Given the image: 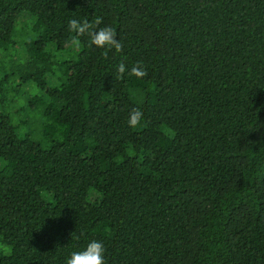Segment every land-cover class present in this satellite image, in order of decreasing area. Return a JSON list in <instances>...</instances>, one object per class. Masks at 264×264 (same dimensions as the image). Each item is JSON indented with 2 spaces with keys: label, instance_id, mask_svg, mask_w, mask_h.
Returning a JSON list of instances; mask_svg holds the SVG:
<instances>
[{
  "label": "trees",
  "instance_id": "16d2710c",
  "mask_svg": "<svg viewBox=\"0 0 264 264\" xmlns=\"http://www.w3.org/2000/svg\"><path fill=\"white\" fill-rule=\"evenodd\" d=\"M90 239L104 264H264V0H0V264Z\"/></svg>",
  "mask_w": 264,
  "mask_h": 264
},
{
  "label": "clouds",
  "instance_id": "9594fccd",
  "mask_svg": "<svg viewBox=\"0 0 264 264\" xmlns=\"http://www.w3.org/2000/svg\"><path fill=\"white\" fill-rule=\"evenodd\" d=\"M99 25L100 21L97 20ZM69 29L79 35L87 33L89 36V47L107 52L115 49L121 50L123 45L117 40V32L111 26L93 28L87 22H81L76 19L69 21ZM121 76L127 74L130 77L143 78L147 74V68L141 63L132 65L130 68L124 62H121L117 68ZM143 110L141 108L132 109L127 118V124L135 128L142 123ZM106 248L101 239H90L85 246L71 252L66 258L65 264H104Z\"/></svg>",
  "mask_w": 264,
  "mask_h": 264
},
{
  "label": "rangeland",
  "instance_id": "374dc122",
  "mask_svg": "<svg viewBox=\"0 0 264 264\" xmlns=\"http://www.w3.org/2000/svg\"><path fill=\"white\" fill-rule=\"evenodd\" d=\"M19 53L25 58L26 57V52L24 49L19 48Z\"/></svg>",
  "mask_w": 264,
  "mask_h": 264
}]
</instances>
